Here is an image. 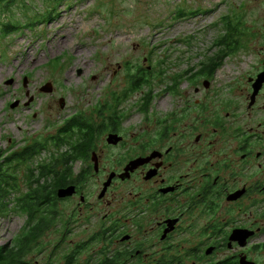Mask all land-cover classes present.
I'll return each instance as SVG.
<instances>
[{
  "label": "flooded vegetation",
  "instance_id": "1",
  "mask_svg": "<svg viewBox=\"0 0 264 264\" xmlns=\"http://www.w3.org/2000/svg\"><path fill=\"white\" fill-rule=\"evenodd\" d=\"M227 17L224 35L197 58L185 57L183 67L167 76L182 59L169 63L170 55L155 56L126 90L111 96L101 115L86 117L101 124L91 126L96 132L84 142L88 148L77 151L70 183L58 188L71 186L73 195L40 206L49 215L54 207L66 208L64 215L56 213L73 236L64 261L239 264L245 257L264 264V81H258L264 74V15L239 26L234 15ZM129 95H138L133 105L148 115V124L126 123L129 114L119 107ZM9 144L4 156L18 152V144ZM26 162L8 166L10 193L14 170L22 171L28 187ZM37 218L33 227L42 222L40 227L30 229L29 219L27 226L28 233L37 228L36 242L51 221Z\"/></svg>",
  "mask_w": 264,
  "mask_h": 264
},
{
  "label": "rangeland",
  "instance_id": "2",
  "mask_svg": "<svg viewBox=\"0 0 264 264\" xmlns=\"http://www.w3.org/2000/svg\"><path fill=\"white\" fill-rule=\"evenodd\" d=\"M231 15L237 26L243 20L259 22L264 0H12L0 5V152L8 151L11 140L22 145L55 135L66 116L88 118L102 112L111 96L126 90L155 56L158 60L170 55L169 63L182 59L167 73L171 75L183 67L185 57L197 58L223 36L222 20ZM48 82L52 92H41ZM137 96L129 95L119 109L129 114L127 124H148V115L135 110ZM31 97L28 105L10 108ZM47 156L43 151L38 159ZM21 175L14 170L15 194L0 210V246L7 248L27 230L25 214L13 205L15 197L28 195ZM49 210L36 213L51 221L42 237L28 246L25 264L64 261L73 236L56 213L67 211L64 205L54 207L51 215Z\"/></svg>",
  "mask_w": 264,
  "mask_h": 264
},
{
  "label": "trees",
  "instance_id": "3",
  "mask_svg": "<svg viewBox=\"0 0 264 264\" xmlns=\"http://www.w3.org/2000/svg\"><path fill=\"white\" fill-rule=\"evenodd\" d=\"M9 2H12V0H0V5H5ZM180 14L178 12V15ZM97 114L101 115V112ZM72 119L62 123V126L53 136L47 138L41 137L39 140L25 141L22 145L18 144V152L8 154V156H4L6 155V151L0 152V176L3 174V177L0 178V210L7 207L6 202L9 201V197L15 194L7 190L6 172L9 169L8 166L11 162L15 163L14 169L17 167V162L20 167H22L25 161L28 164V195L25 199L15 197L13 203L14 210L25 214L27 217L23 229L27 228L29 224L28 219L31 221L35 219L33 215L39 211L40 206L55 203L56 193L59 187L70 183L69 176L72 173L73 164L79 159L77 151L88 148V144L86 145L84 142L91 140V134L96 132L91 126L101 124L100 121L95 122V120L90 123L86 117L78 115ZM98 128L101 131V127ZM66 131H71L73 134L71 136H62L61 133ZM63 145H65L66 149L63 152L59 151L58 148ZM70 145H76L77 148L73 149ZM43 151H47L48 156L45 159H38ZM2 158H4L3 161H1ZM12 180L14 181L15 177ZM36 220L38 218L34 221ZM39 220L45 222L46 219L40 217ZM41 225L42 222L37 223L34 227H40ZM43 228L46 229V226H43ZM36 229L33 230V233H28L26 230L23 233L24 235L16 239L12 247L0 246V264H25L23 257L29 251L28 246L35 244L38 236L35 233ZM62 264H72V261L65 260Z\"/></svg>",
  "mask_w": 264,
  "mask_h": 264
},
{
  "label": "water",
  "instance_id": "4",
  "mask_svg": "<svg viewBox=\"0 0 264 264\" xmlns=\"http://www.w3.org/2000/svg\"><path fill=\"white\" fill-rule=\"evenodd\" d=\"M258 81L259 82H263L264 81V74H262L261 76H259L258 78ZM11 82V80L9 81ZM9 84V83H8ZM23 87H25V82L23 83ZM52 89H53V86L51 83H46L45 85H43L41 88H40V91L43 92V93H51L52 92ZM26 95H28V93H26ZM31 101V99L29 98L28 99V102L26 104H28L29 102ZM18 105V102L15 101L13 104L10 105V108H15L16 106ZM60 107L62 108L63 107V100L60 99ZM113 140V141H112ZM108 142H114V143H117V139H114V136H109L108 139H107ZM133 164H135V162H133ZM110 181V180H109ZM107 181L104 185V189H103V192L104 190L106 189V186L108 184ZM103 192L100 196L103 195ZM74 193V188L73 187H67V188H63V189H59L57 190V193H56V196L57 198L59 199H63V198H66V197H70L72 196ZM239 264H254L252 262H249L245 259V257H241L239 259Z\"/></svg>",
  "mask_w": 264,
  "mask_h": 264
}]
</instances>
